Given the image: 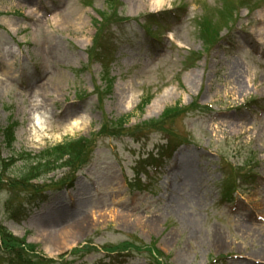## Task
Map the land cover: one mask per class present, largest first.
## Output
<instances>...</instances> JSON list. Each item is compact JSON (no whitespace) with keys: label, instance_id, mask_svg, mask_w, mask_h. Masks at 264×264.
<instances>
[{"label":"rangeland","instance_id":"374dc122","mask_svg":"<svg viewBox=\"0 0 264 264\" xmlns=\"http://www.w3.org/2000/svg\"><path fill=\"white\" fill-rule=\"evenodd\" d=\"M156 1L0 0V229L54 264H264V0H169L155 9ZM240 2L248 8L234 16ZM102 20L114 23L105 70L89 57ZM204 20L219 43L207 41ZM141 101H149L143 111ZM175 107L181 113L165 127L190 143L153 191H132L137 161L165 146L163 135L107 132L122 117L132 128ZM73 121L81 125L65 131ZM9 126L12 147L3 143ZM66 138L87 140L92 161L73 189L48 191L40 209L15 221L27 193L73 175L63 167L23 177L36 154ZM240 169L250 183L223 200L221 182L243 181ZM77 224L78 237L44 236ZM3 254L0 242V264Z\"/></svg>","mask_w":264,"mask_h":264},{"label":"trees","instance_id":"16d2710c","mask_svg":"<svg viewBox=\"0 0 264 264\" xmlns=\"http://www.w3.org/2000/svg\"><path fill=\"white\" fill-rule=\"evenodd\" d=\"M230 15L232 14H227V18ZM203 27H204L203 34H205V37L207 38V41L209 43H211L212 40H215L219 37V34H218L219 32L217 33L215 31L216 28L211 29L210 27H208L207 23H204ZM99 39H100V35L98 36L96 40V46H98L99 44ZM148 103L149 101H144V102L142 101L139 110L143 111ZM179 109L178 107L167 108L164 111V115L160 120L153 121L150 123H145L143 126H139L134 129H125L124 126L128 122V118L127 117L120 118L115 121V124H113V129L108 131L106 136L120 137L123 132L136 136V135H139L140 133H143V131L145 130L151 129V130H161L163 133L167 134L169 137H173L174 139H181L180 137L176 136L169 129V127L168 128L165 127V125L168 122L174 120V118H178L177 115L181 113L179 112L180 111ZM185 112L186 111H182V113H185ZM15 129L16 128L14 126H9L2 131V136L4 138L3 143L5 146L12 147V145L14 144L16 140ZM92 153L93 152L89 147V142L85 140L84 138H79V139L67 138L63 141V143L52 146L38 153L37 155H35L34 159L30 160L29 167L27 168L28 171L25 173V175H23V177L27 176L26 178L25 177L24 178L34 180V179H38L39 177H45L50 172L56 169L66 167L70 169L69 174L73 172V175H69V179L62 181V183L56 184L55 186L51 188L55 190H60L65 187H71L74 184L76 173L91 160ZM32 160L34 161L32 162ZM143 162L146 163L145 160ZM154 162H155L154 163L155 167H158V168L161 167L162 165L161 159L154 161ZM146 164L149 165V163H146ZM47 189L49 188H46V186L43 185V186H40L38 190L33 191L31 193H27L29 196L22 203L20 207L21 210L22 208L25 209V207L30 204L36 203L37 198L35 195L43 194L44 191H46ZM230 189L231 188L228 185V183L224 184L225 193L229 192ZM21 210H18V213L14 215V218L22 215L21 216L22 218L20 219H23L27 216L26 214H24L23 216V214H21ZM0 242L2 243L3 252H4L3 254L4 256L3 258H1L3 263H6V264H54V262L49 261L45 258L39 257L37 255H33V256L30 255V252L34 253L37 250V248L32 245H29V246L26 245L23 240L19 241L13 238V236L6 229H3V228L0 229Z\"/></svg>","mask_w":264,"mask_h":264},{"label":"bare ground","instance_id":"6f19581e","mask_svg":"<svg viewBox=\"0 0 264 264\" xmlns=\"http://www.w3.org/2000/svg\"><path fill=\"white\" fill-rule=\"evenodd\" d=\"M167 1H169V0H158V1H156L157 3H155L154 2V5L152 6V7H155V9H158V8H160V7H162V6H164L166 3H167ZM155 9H153V10H155ZM3 86V83L2 82H0V87H2ZM130 105V104H129ZM129 105L128 106H126V108L125 109H127L128 107H129ZM31 121H32V128H37V127H39V126H41L42 125V123H41V117H40V115H39V111L36 109H34V111H33V113H32V115H31ZM81 124L79 123V122H77V121H73V122H71V124L68 126V127H66V130L65 131H73V129H75V130H77V128L80 126ZM75 127V128H74ZM71 131V132H72ZM79 224V223H78ZM76 225V227H74V228H72V229H63L62 231L60 230V232H59V234H57L54 238L53 237H51V235H49L48 233H45V237L46 238H48V239H53V242H55V238H58V237H61V235H65V234H68V235H70V236H68V237H78L79 236V234H80V231L78 230L79 228H80V226L79 225ZM78 226V227H77ZM44 231H46V230H44ZM68 232V233H67ZM70 232V233H69ZM261 259V258H260Z\"/></svg>","mask_w":264,"mask_h":264}]
</instances>
